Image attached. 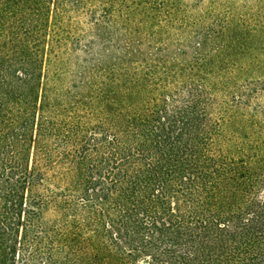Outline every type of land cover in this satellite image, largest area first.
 <instances>
[{
    "label": "trees",
    "instance_id": "obj_1",
    "mask_svg": "<svg viewBox=\"0 0 264 264\" xmlns=\"http://www.w3.org/2000/svg\"><path fill=\"white\" fill-rule=\"evenodd\" d=\"M126 1L0 0V264H264V76L112 55Z\"/></svg>",
    "mask_w": 264,
    "mask_h": 264
},
{
    "label": "rangeland",
    "instance_id": "obj_2",
    "mask_svg": "<svg viewBox=\"0 0 264 264\" xmlns=\"http://www.w3.org/2000/svg\"><path fill=\"white\" fill-rule=\"evenodd\" d=\"M120 11L112 55L135 40L152 43L139 48L145 58H210L222 73L264 76V0H127Z\"/></svg>",
    "mask_w": 264,
    "mask_h": 264
}]
</instances>
